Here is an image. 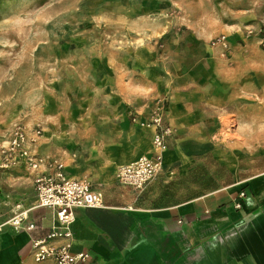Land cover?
Segmentation results:
<instances>
[{"label":"crops","instance_id":"1","mask_svg":"<svg viewBox=\"0 0 264 264\" xmlns=\"http://www.w3.org/2000/svg\"><path fill=\"white\" fill-rule=\"evenodd\" d=\"M211 40L207 52L187 53L195 57L193 64L181 55L157 62L152 48H135L124 69L116 70V102H81L86 109L67 116L53 114L56 102L48 107V121L40 126L42 136L34 151L61 162L66 176L87 180L103 197L102 206L74 209L71 249L90 255L82 264H264V146L248 148L253 137L249 122L261 119L264 109L248 101V85L242 82L247 75L243 70H252V64L234 63V68L236 55L228 36L227 50ZM152 64H162L167 75L161 77V67L151 68ZM161 95L164 121L173 135L163 153L161 174L136 194L117 181L116 169L152 153V129L139 126L132 117H146L153 99ZM226 122L235 124L231 131ZM199 154L222 161L230 180L191 198L162 202L156 189L160 180L170 178L169 173L185 174ZM41 171L48 169L0 167V188L8 191L13 177V200L28 208L36 198L33 178ZM26 180L32 195L25 194ZM239 192H244L243 198ZM237 201L240 208L234 206ZM29 216L36 221L33 230L2 226L0 264H51L33 259L30 238L49 230L52 211L36 208ZM9 217L0 218V223Z\"/></svg>","mask_w":264,"mask_h":264},{"label":"rangeland","instance_id":"2","mask_svg":"<svg viewBox=\"0 0 264 264\" xmlns=\"http://www.w3.org/2000/svg\"><path fill=\"white\" fill-rule=\"evenodd\" d=\"M221 34L232 42L234 68L252 64L242 82L248 101L264 109V0H0V145L16 121L44 127L55 102L53 114L62 116L79 115L86 109L81 102H116V70L124 69L131 50L148 46L157 62L181 55L193 64L187 53L207 52ZM150 67L162 71V64ZM249 130L248 148L264 146V112ZM168 176L155 188L169 203L230 180L222 161L209 154L194 156L185 174ZM9 178L8 191L0 188V218L17 211ZM30 188L26 180L25 194L32 195Z\"/></svg>","mask_w":264,"mask_h":264},{"label":"built area","instance_id":"3","mask_svg":"<svg viewBox=\"0 0 264 264\" xmlns=\"http://www.w3.org/2000/svg\"><path fill=\"white\" fill-rule=\"evenodd\" d=\"M212 44H220L227 50L226 36L221 34L211 40ZM225 54V51L222 52ZM165 102L156 100L152 111L144 118L132 117L139 126L152 129L153 151L150 155H141L136 160L121 164L116 169L117 181L134 190H142L150 181L156 178L162 170L163 153L168 140L173 135V128L164 121ZM42 136L39 125L27 126L18 122L13 126L8 141L0 146V167L9 168L21 164L28 171L39 170L42 166L48 171H41L33 178L36 198L35 203L28 208L17 205V211L9 219L0 223L9 225L14 231L33 230L36 221L29 213L36 208H48L52 211V224L42 236L30 238V252L36 262L51 264H82L90 255L85 252H73V231L71 224L74 220V209L98 207L103 205L102 193L93 190L90 183L83 178L66 176L63 164L49 161L34 151ZM239 198L244 192H239ZM234 206L241 207L240 201Z\"/></svg>","mask_w":264,"mask_h":264}]
</instances>
